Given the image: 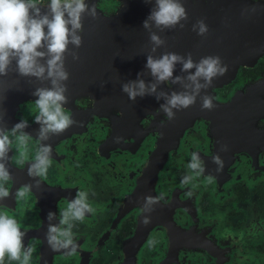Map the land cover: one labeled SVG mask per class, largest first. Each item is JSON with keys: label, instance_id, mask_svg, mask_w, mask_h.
<instances>
[{"label": "flooded vegetation", "instance_id": "af4514ba", "mask_svg": "<svg viewBox=\"0 0 264 264\" xmlns=\"http://www.w3.org/2000/svg\"><path fill=\"white\" fill-rule=\"evenodd\" d=\"M118 7L115 2L103 13ZM66 67L86 71L85 80L70 74L66 82L69 99L63 107L78 123L41 142L52 146L46 178L28 177L26 170L40 128L33 93L51 82L20 75L15 59L0 75V127L10 130L25 120L24 131L33 138L24 163L17 162L15 145L10 151L15 184L0 202V211L21 224L24 244L35 248L31 264H264V55L252 67L239 66L228 82L202 89L195 105L177 111L172 121L158 112L166 100L156 96L186 90L189 74L182 69L154 94L132 101L122 85L138 78L156 83L150 70L106 79L101 62ZM176 77L182 83H172ZM205 94L214 97L211 111H201ZM221 143L229 150L220 153L224 166L216 173L211 158ZM192 152L205 172L183 184ZM38 179L32 194L14 196L20 185ZM80 191L88 193L95 210L74 222L77 249L67 255L49 246L47 225L59 224L60 212ZM147 196L160 197L159 203L145 207ZM49 211L55 214L50 222ZM143 217L151 223L143 225ZM5 264L18 262L6 256Z\"/></svg>", "mask_w": 264, "mask_h": 264}, {"label": "clouds", "instance_id": "9594fccd", "mask_svg": "<svg viewBox=\"0 0 264 264\" xmlns=\"http://www.w3.org/2000/svg\"><path fill=\"white\" fill-rule=\"evenodd\" d=\"M150 2L151 0H145V3ZM48 10V14L41 15L40 8L34 0H0V75L7 74L9 65L15 59L20 75L47 79L51 82L50 88H37L33 93L37 97L35 104L39 110L35 122L40 128L35 140L37 142L35 155L28 163L26 174L28 177L36 178H46L52 165V146L41 142L47 141L50 134L62 133L78 123L63 107L69 99L66 83L69 80V72L65 67V53L68 52L70 44L77 49L82 45V37L78 33L83 28V15L86 12L93 18L98 15L96 5L89 6L86 0H49ZM244 11L255 13L257 8L251 7ZM187 20L188 14L182 0H155V6L143 21V27L149 29L152 22L161 31L176 26L183 29L185 25L181 21ZM192 31L203 37L209 29L205 20L199 19L192 25ZM150 41L155 46L165 43L156 33H150ZM45 47L46 52L39 50ZM152 50L155 51V48ZM69 54L74 61L80 59L75 52ZM45 57L46 62L41 63ZM177 63L182 64V70L185 72L192 69L195 71L186 77L190 85H184L185 91L172 92L170 95L161 92L156 96L157 100L162 97L166 100L158 112L162 111L169 121L175 119L177 111L194 106L201 90L209 89L215 78L224 76L229 70L228 65L224 64L218 55L202 57L198 63L193 61L191 53H188L186 58L174 52L165 53L158 59L149 55L145 67L150 70L156 83L146 85L144 80L138 78L123 84L122 91L132 101L137 97L154 94L159 83L172 78ZM139 75L138 73V77ZM201 80L203 83H200ZM172 83H182L181 77H176ZM189 87L191 91L187 90ZM200 99L201 111H211L216 106L212 95L205 94ZM26 127L28 123L25 120L16 123L10 130L0 127V202L10 196L9 186L15 184L13 172L8 167V161L12 158L9 153L13 146L15 145L18 163H24L25 157L28 156L29 142L33 138L24 131ZM116 142H119V138H116ZM228 150V146L221 143L219 151L212 155L211 161L216 165V173L224 166L220 153H226ZM187 167L190 174L182 178L183 184L191 183L194 178L202 176L205 172L204 162L198 157L197 152L191 153ZM207 179L211 182L214 177L209 174ZM39 181L38 179L35 183L20 185L14 196L22 199L32 194L34 187H40ZM143 199L147 207L158 204L160 197L147 196ZM94 210L88 202V193L77 192L75 198L69 200L67 207L60 212L59 224L47 225L46 241L49 246L55 251L67 250V255L74 254L77 249L75 234L72 231L74 222L83 221L86 214ZM143 210L141 209L142 212ZM54 215L49 211L47 220L52 221ZM141 223L147 226L151 220L143 217ZM25 235L15 216L0 211V264H5L6 256L9 261L18 264H31L35 248L30 244H24ZM155 243L154 240L149 241L150 246Z\"/></svg>", "mask_w": 264, "mask_h": 264}, {"label": "water", "instance_id": "95a60500", "mask_svg": "<svg viewBox=\"0 0 264 264\" xmlns=\"http://www.w3.org/2000/svg\"><path fill=\"white\" fill-rule=\"evenodd\" d=\"M100 1L86 0L89 6L96 5L98 15L96 18L87 12L83 15V28L78 33L82 37V45L78 49L71 44L68 46L65 67L101 62L105 78L113 79L118 72L137 68L149 70L145 67L149 55L158 59L165 53L174 52L186 58L191 53L197 63L202 57L218 55L229 70L213 80L212 85L216 86L233 78L239 66L252 67L264 55V0H182L188 14V20L181 21L184 28L176 26L163 31L152 22L149 29L143 27L155 0L150 3H145V0H114L119 7L110 15L98 7ZM251 7H256L257 11H244ZM39 8L41 15L49 13L48 9H41L43 6ZM199 19H204L209 29L203 37L192 31V25ZM150 33H156L165 43L155 46L150 41ZM39 50L46 52V47ZM72 52L77 53L80 59L74 61L69 54ZM182 68V64L177 63L174 70ZM194 71L184 72L191 74ZM68 72L72 74V80H85V76H81L86 72L84 70ZM74 73L80 76L76 77Z\"/></svg>", "mask_w": 264, "mask_h": 264}, {"label": "rangeland", "instance_id": "374dc122", "mask_svg": "<svg viewBox=\"0 0 264 264\" xmlns=\"http://www.w3.org/2000/svg\"><path fill=\"white\" fill-rule=\"evenodd\" d=\"M43 2L40 4L41 6H43V8L41 9H48V3L49 0H42ZM115 2L114 0H101L98 4L99 8L104 11L105 13H110L113 10V7H115Z\"/></svg>", "mask_w": 264, "mask_h": 264}, {"label": "built area", "instance_id": "2783aa9c", "mask_svg": "<svg viewBox=\"0 0 264 264\" xmlns=\"http://www.w3.org/2000/svg\"><path fill=\"white\" fill-rule=\"evenodd\" d=\"M43 1L42 0H37V3L38 4H41Z\"/></svg>", "mask_w": 264, "mask_h": 264}, {"label": "trees", "instance_id": "16d2710c", "mask_svg": "<svg viewBox=\"0 0 264 264\" xmlns=\"http://www.w3.org/2000/svg\"><path fill=\"white\" fill-rule=\"evenodd\" d=\"M37 0H34V2H36Z\"/></svg>", "mask_w": 264, "mask_h": 264}]
</instances>
